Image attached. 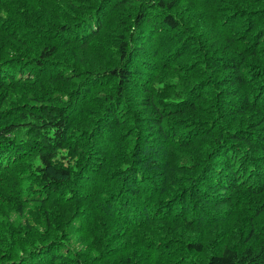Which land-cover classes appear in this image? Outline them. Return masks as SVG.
<instances>
[{
	"label": "trees",
	"instance_id": "obj_1",
	"mask_svg": "<svg viewBox=\"0 0 264 264\" xmlns=\"http://www.w3.org/2000/svg\"><path fill=\"white\" fill-rule=\"evenodd\" d=\"M230 8L0 0V264H194L203 241L215 248L198 264H264V75L247 64L264 9L237 37L245 15ZM81 50L110 61L83 69Z\"/></svg>",
	"mask_w": 264,
	"mask_h": 264
},
{
	"label": "rangeland",
	"instance_id": "obj_2",
	"mask_svg": "<svg viewBox=\"0 0 264 264\" xmlns=\"http://www.w3.org/2000/svg\"><path fill=\"white\" fill-rule=\"evenodd\" d=\"M96 0H94L95 2ZM255 1V0H254ZM85 2L88 4L91 2V0H85ZM222 2L225 4V5H229L231 4V8L230 10H241L243 12V14L245 15V24L244 26H235V36L239 37V34H241L244 30H246L248 24L251 22V19H250V16L252 14H254L253 12L254 11H259L261 9H264V4L263 3H260V4H256L253 2V0H222ZM185 5V4H184ZM183 5V6H184ZM259 13V12H258ZM183 20H185L189 26H192L194 28V32L195 34H200L201 35V38H204L206 39L208 42H210L213 46H223L222 49H224V46H228V42H225L223 40H219L220 43H222V45H219V42L217 39H214L211 37V35L213 34V32H210L212 29V25H210L209 23H206L204 20H203V17L201 15H199L198 12H184V11H181V15H180ZM264 16L260 15V17L257 19V20H260V18H263ZM264 19H261V22H260V25L261 27H259L258 29L256 30H251V32H253V34L250 35V40L251 42H249V45L252 43L253 41V36H260L261 34L264 33ZM262 36V35H261ZM260 36V38H261ZM36 42H34L35 44ZM246 44V43H245ZM201 45H203L201 43ZM264 46V42H262V44ZM204 46V45H203ZM33 49H31L30 47H26V49H24L26 51V53L29 55V56H34V48H35V45H32ZM215 48V47H214ZM259 52L260 54H258L257 56L255 55L254 58L253 56L248 58L247 59V64L249 66V68H253V75H256L258 76L260 72H262V75H264V47H259ZM80 55H81V58H82V61L81 63L79 62L78 65H80L83 69L86 67V66H102L104 64H107L109 61H110V58H107L104 62L101 63V61L96 58L94 60V52H91V51H82L80 52ZM76 56H77V60H78V55L76 53ZM223 74V73H221ZM191 76V75H190ZM209 77V76H207ZM212 81V80H211ZM213 82L219 86V83L222 82V78H220L219 80H213ZM253 118H256L253 116ZM80 126V123H76L75 125H72L71 127L73 128H76V127H79ZM85 141L86 140H83V146H85ZM89 146V145H87ZM155 147V150H157L158 152H160L161 148L159 146H154ZM150 150V149H149ZM202 153L201 152H196L192 149H189L187 151V153H184V157H193L194 160H193V164L197 166V164L200 162L201 160V155ZM190 157V158H191ZM182 159V157L180 158L179 156V161ZM202 167V165H201ZM201 167H197L195 168L194 170H192L191 172H187V171H182V174L183 175H186L188 176L189 178L191 177V175H194V171L197 170V169H200ZM165 171L162 173V174H166L167 176H170V177H173L177 174V170H175L173 167H167L165 166ZM167 169H169V173L167 174ZM111 171V170H110ZM198 176V175H197ZM202 190L205 192L207 190H213L214 189V186L211 185V186H207V185H202ZM214 191V190H213ZM195 204H199L198 202V198L194 201ZM209 203L210 202H205V201H202V205L199 204V206H205L206 208H210L212 209V207L209 206ZM200 209V208H199ZM214 210V209H212ZM171 225L173 226V228L175 229L174 233H173V237L175 239H180V238H185L189 235V233L191 232L192 234V229L190 230V228H188L184 223L182 222H176V223H171ZM217 231L221 232L223 231L224 233V228L223 227H217L215 228ZM190 230V231H189ZM237 232H235L236 234ZM199 236H201L202 238H206V235L205 233H203V231L200 229L197 233ZM234 234V235H235ZM223 236V234H221V237ZM75 239L76 240H79L80 237L78 234H76L75 236ZM193 238V237H191ZM238 236L235 235L234 237V240H237ZM181 239V240H182ZM81 240V239H80ZM183 241L185 242V240L183 239ZM201 241V240H200ZM204 244L206 245V250L204 253L202 254H196V253H193L191 251H189V254H188V257L189 259H191L194 264H198V263H204V261L206 260V257H207V254L208 252L210 251V249H214L215 247L214 246H211V241L210 242H206V241H203ZM78 244L82 245L81 242H78ZM84 246V244L82 245ZM85 247V246H84ZM75 249L76 250H79V246L77 244H75ZM100 264H113V263H110L107 262H101ZM115 264H120L119 262H115Z\"/></svg>",
	"mask_w": 264,
	"mask_h": 264
}]
</instances>
